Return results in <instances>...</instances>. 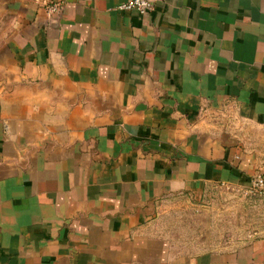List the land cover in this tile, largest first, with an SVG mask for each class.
<instances>
[{
  "label": "crops",
  "instance_id": "crops-1",
  "mask_svg": "<svg viewBox=\"0 0 264 264\" xmlns=\"http://www.w3.org/2000/svg\"><path fill=\"white\" fill-rule=\"evenodd\" d=\"M125 1L0 0V264H264V0Z\"/></svg>",
  "mask_w": 264,
  "mask_h": 264
},
{
  "label": "built area",
  "instance_id": "built-area-1",
  "mask_svg": "<svg viewBox=\"0 0 264 264\" xmlns=\"http://www.w3.org/2000/svg\"><path fill=\"white\" fill-rule=\"evenodd\" d=\"M155 0H126L116 7L118 11L135 12L139 15H147L154 8ZM61 2H49L45 4L48 16L58 15L62 10ZM228 188V187H226ZM246 195L264 193V176L256 175L249 180L248 187L244 190Z\"/></svg>",
  "mask_w": 264,
  "mask_h": 264
},
{
  "label": "rangeland",
  "instance_id": "rangeland-1",
  "mask_svg": "<svg viewBox=\"0 0 264 264\" xmlns=\"http://www.w3.org/2000/svg\"><path fill=\"white\" fill-rule=\"evenodd\" d=\"M211 193L214 194V197L212 199H208L204 201V206H211V203L214 202L220 209V211L225 212L227 207V197H232L235 201L238 202V204H242L243 200L247 198V195L244 193V190H239L236 188H226V187H219V188H213L210 190ZM232 200V199H231ZM220 221V220H219ZM225 221H220L218 229L221 227L225 228ZM201 229L203 228V232L201 235H204L205 238L208 240L213 241L215 238H219L220 235L225 234L223 231H216L214 226V219L210 216L204 217L201 219Z\"/></svg>",
  "mask_w": 264,
  "mask_h": 264
}]
</instances>
